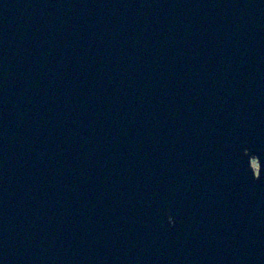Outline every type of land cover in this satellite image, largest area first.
Here are the masks:
<instances>
[{
	"label": "water",
	"instance_id": "95a60500",
	"mask_svg": "<svg viewBox=\"0 0 264 264\" xmlns=\"http://www.w3.org/2000/svg\"><path fill=\"white\" fill-rule=\"evenodd\" d=\"M0 264H264V0H0Z\"/></svg>",
	"mask_w": 264,
	"mask_h": 264
},
{
	"label": "rangeland",
	"instance_id": "374dc122",
	"mask_svg": "<svg viewBox=\"0 0 264 264\" xmlns=\"http://www.w3.org/2000/svg\"><path fill=\"white\" fill-rule=\"evenodd\" d=\"M251 165H252V167L254 168V170L257 169V163H256L255 160H252V161H251Z\"/></svg>",
	"mask_w": 264,
	"mask_h": 264
}]
</instances>
